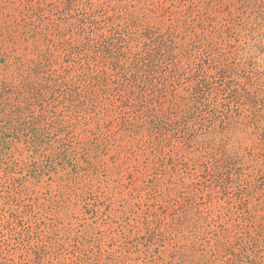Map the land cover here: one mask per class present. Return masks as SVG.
<instances>
[{
  "label": "rangeland",
  "instance_id": "rangeland-1",
  "mask_svg": "<svg viewBox=\"0 0 264 264\" xmlns=\"http://www.w3.org/2000/svg\"><path fill=\"white\" fill-rule=\"evenodd\" d=\"M0 264H264V0H0Z\"/></svg>",
  "mask_w": 264,
  "mask_h": 264
}]
</instances>
